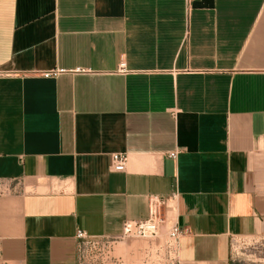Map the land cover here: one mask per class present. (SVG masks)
Wrapping results in <instances>:
<instances>
[{"label": "crops", "instance_id": "0c3cea01", "mask_svg": "<svg viewBox=\"0 0 264 264\" xmlns=\"http://www.w3.org/2000/svg\"><path fill=\"white\" fill-rule=\"evenodd\" d=\"M0 183V264H77L78 229L173 193L175 264H233L264 236V0H0Z\"/></svg>", "mask_w": 264, "mask_h": 264}, {"label": "built area", "instance_id": "2783aa9c", "mask_svg": "<svg viewBox=\"0 0 264 264\" xmlns=\"http://www.w3.org/2000/svg\"><path fill=\"white\" fill-rule=\"evenodd\" d=\"M192 0H185L189 6ZM120 74H126L125 64H120L117 70ZM93 73L89 69L75 68L64 70L54 68L43 72L45 78H57L63 74L83 75ZM178 152L168 154L172 160L177 158ZM127 163L125 154H112L110 156V167L115 172H123ZM0 183V195L3 194ZM177 194L173 193L169 197L152 196L149 200L148 217L139 221H125L122 224V233L118 238H108L105 236H89L83 230L78 229L75 234L77 264H123L119 256L114 255V247L120 241L141 239L152 241L164 236L162 243L156 246L154 254L158 263L161 260L166 264H175L177 241L182 230L176 225H169L162 234V228L166 225L167 211L175 210Z\"/></svg>", "mask_w": 264, "mask_h": 264}, {"label": "rangeland", "instance_id": "374dc122", "mask_svg": "<svg viewBox=\"0 0 264 264\" xmlns=\"http://www.w3.org/2000/svg\"><path fill=\"white\" fill-rule=\"evenodd\" d=\"M144 242V249L147 250L152 248V250L156 249V246L160 243L150 241V243H154L151 247H148L146 244L149 241ZM157 243V244H156ZM145 250V251H146ZM115 256L118 254L114 253ZM231 259L233 264H264V236L252 239H243L238 238L232 241L231 246ZM135 264H166L162 260L158 263L156 255L151 254L147 256V254H143L140 259L136 260Z\"/></svg>", "mask_w": 264, "mask_h": 264}]
</instances>
